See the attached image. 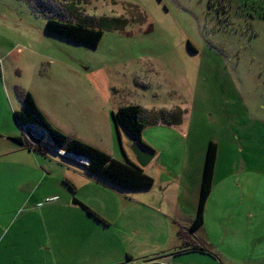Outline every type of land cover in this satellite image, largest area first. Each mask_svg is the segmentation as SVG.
Returning <instances> with one entry per match:
<instances>
[{
  "label": "rangeland",
  "instance_id": "obj_1",
  "mask_svg": "<svg viewBox=\"0 0 264 264\" xmlns=\"http://www.w3.org/2000/svg\"><path fill=\"white\" fill-rule=\"evenodd\" d=\"M47 18L84 19L101 29V39L91 47L48 33ZM23 93L67 138L101 151L113 141L120 162L111 112L127 105L142 109L141 139L159 152L155 163L170 170L181 171L185 155L205 152L209 141L218 144L222 170L230 153L234 163L240 156L264 162V0H0V116L6 106L16 123L11 107L19 102L22 109ZM158 111L180 121L154 123ZM231 134L239 142L229 145ZM42 145L52 163L76 169L47 141ZM61 170L40 186L39 205L50 204L43 200L52 194L64 203L70 190ZM112 193L104 202L111 208L107 226L74 222L64 229V209L53 212L55 219L49 211L34 215L28 223L38 235L23 239L36 250L33 264H120L128 255L129 264H153L173 252L168 214L128 201L129 192ZM181 205H188L183 197ZM172 262L219 264L201 253L175 254Z\"/></svg>",
  "mask_w": 264,
  "mask_h": 264
},
{
  "label": "crops",
  "instance_id": "obj_2",
  "mask_svg": "<svg viewBox=\"0 0 264 264\" xmlns=\"http://www.w3.org/2000/svg\"><path fill=\"white\" fill-rule=\"evenodd\" d=\"M19 106V102L12 104V112L19 111ZM48 121L58 128L51 120ZM246 132L241 133V138H246ZM231 135L229 145L239 142L238 135ZM14 138L24 139L33 146L37 145L27 139L17 123L12 122L8 107L5 106L4 114L0 116V264H33L36 250L32 241L25 243L23 239L25 237L29 240L31 235H38V231L28 221H32L33 216L42 211L51 212L50 215L55 219L53 212L56 209H64V229L73 226L74 222H79L86 228H97L98 224L109 225L111 208L104 202L106 195L113 196L112 191L117 194L129 192L132 200L130 198L128 201L134 204L143 202L170 216L173 222L170 232H173L177 240L168 248V251L173 252L161 256L158 262L174 264L172 258L175 254L201 253L182 248V240L177 235V231L181 229L183 240L196 243L206 251L201 254L213 255L219 264H264V162L250 164L240 156L234 163L231 150L227 149L230 157L228 160L225 157L222 170L218 162L219 151L216 144L212 187L204 206L203 221L189 234L185 232V228L189 226L196 212L197 190L201 180L200 164L205 154L203 149L202 152L199 149L198 153L196 151L186 154L180 166L181 171L177 170L178 172L164 167L160 161L155 163L159 153L155 151V158L143 170L152 177V186L145 190L121 192L88 176L84 163L75 162L76 169L64 167L57 162L52 163L46 152L30 150L23 143L14 141ZM112 142L109 148L100 149L118 160L120 152H115ZM247 143L251 146L250 142ZM38 146L46 149L44 145ZM241 149L238 148L239 153ZM122 153L125 157L124 152ZM148 167L151 171H145ZM57 169H62L59 173L64 179L63 182L72 184L74 190L69 188L70 191L64 193V203H56L60 197L52 194L51 201H46L48 196L43 200L50 204L39 205L42 200L40 186L51 178L57 179ZM182 197L188 202L184 208L179 206V199ZM80 205L89 208L105 223L96 220ZM31 229L34 230L30 232ZM53 229H45L46 234L49 236ZM126 257V261L119 263L129 264L132 258L129 255Z\"/></svg>",
  "mask_w": 264,
  "mask_h": 264
},
{
  "label": "trees",
  "instance_id": "obj_3",
  "mask_svg": "<svg viewBox=\"0 0 264 264\" xmlns=\"http://www.w3.org/2000/svg\"><path fill=\"white\" fill-rule=\"evenodd\" d=\"M85 22L86 20L84 19H79L72 23L69 21L64 22L53 18H47L44 29L48 33L60 36L70 41L95 47L101 39L102 31L99 28L87 26ZM112 22L119 23L117 19H112ZM189 48L193 50L191 47ZM22 103V109L20 111L13 112V117L16 123L19 126L34 125L38 127L46 134L54 148L87 159L88 164L85 167V171L88 176L121 192L130 190H145L152 186V177L148 176L142 169L134 165L126 158L124 162L115 160L105 152L80 140L74 138L69 139L62 132L55 129L38 109L29 93H23ZM141 115L142 109L136 105L122 106L111 112V118L115 126L120 125L130 135L138 137L141 145L149 148V146L141 139V132L145 127V122L141 118ZM153 117L154 123H157L160 120L167 124L178 123L180 121V115H170L165 111H158L154 113ZM13 140L23 143L26 148L30 150L38 151L40 153L46 152V150L41 146L30 145L24 139L21 140L19 138H14ZM216 150V143L209 141L205 149L196 212L189 226L185 228V232L189 234L193 233L203 221L204 206L212 187V173L216 158ZM68 187L70 190H74V186L72 184L69 183ZM80 206L96 220L105 223L102 218L89 208L84 205ZM177 235L182 240V248H187L188 250L194 252H206L196 243L183 240L184 237L182 236L181 229L177 231Z\"/></svg>",
  "mask_w": 264,
  "mask_h": 264
},
{
  "label": "water",
  "instance_id": "obj_4",
  "mask_svg": "<svg viewBox=\"0 0 264 264\" xmlns=\"http://www.w3.org/2000/svg\"><path fill=\"white\" fill-rule=\"evenodd\" d=\"M23 129L25 136L32 143L37 145H42L43 141L52 147L51 149L60 154L64 158H68L74 162H82L85 165L88 164L87 159L79 157L62 150H58L52 146L51 141L48 139L46 134L34 125H22L20 126ZM116 130L118 132V139L120 142V147L123 150L127 160L132 162L134 165L144 170L155 158L156 152L151 148L144 147L141 145L138 137H133L130 135L123 127L116 125ZM153 264H166L164 262H157Z\"/></svg>",
  "mask_w": 264,
  "mask_h": 264
},
{
  "label": "built area",
  "instance_id": "obj_5",
  "mask_svg": "<svg viewBox=\"0 0 264 264\" xmlns=\"http://www.w3.org/2000/svg\"><path fill=\"white\" fill-rule=\"evenodd\" d=\"M22 131H23V129H22ZM24 132V131H23ZM52 199H50V198H48V199H46V201H51Z\"/></svg>",
  "mask_w": 264,
  "mask_h": 264
}]
</instances>
